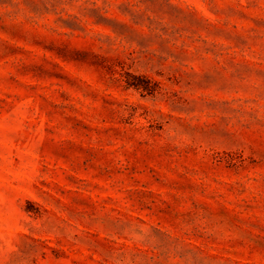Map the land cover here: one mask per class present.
<instances>
[{
    "label": "rangeland",
    "instance_id": "1",
    "mask_svg": "<svg viewBox=\"0 0 264 264\" xmlns=\"http://www.w3.org/2000/svg\"><path fill=\"white\" fill-rule=\"evenodd\" d=\"M0 264H264V0H0Z\"/></svg>",
    "mask_w": 264,
    "mask_h": 264
},
{
    "label": "trees",
    "instance_id": "2",
    "mask_svg": "<svg viewBox=\"0 0 264 264\" xmlns=\"http://www.w3.org/2000/svg\"><path fill=\"white\" fill-rule=\"evenodd\" d=\"M129 86H134V87L140 88V85L139 84H136V83H130L129 82Z\"/></svg>",
    "mask_w": 264,
    "mask_h": 264
}]
</instances>
